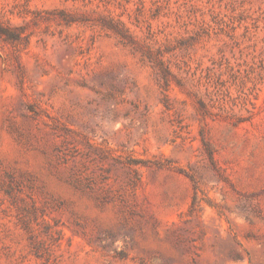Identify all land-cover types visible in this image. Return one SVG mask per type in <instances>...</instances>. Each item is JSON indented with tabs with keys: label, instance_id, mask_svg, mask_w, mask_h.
Masks as SVG:
<instances>
[{
	"label": "rangeland",
	"instance_id": "1",
	"mask_svg": "<svg viewBox=\"0 0 264 264\" xmlns=\"http://www.w3.org/2000/svg\"><path fill=\"white\" fill-rule=\"evenodd\" d=\"M0 264H264V0H0Z\"/></svg>",
	"mask_w": 264,
	"mask_h": 264
}]
</instances>
